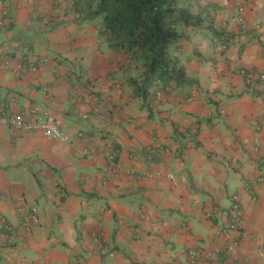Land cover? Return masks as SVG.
I'll list each match as a JSON object with an SVG mask.
<instances>
[{"label": "crops", "instance_id": "crops-1", "mask_svg": "<svg viewBox=\"0 0 264 264\" xmlns=\"http://www.w3.org/2000/svg\"><path fill=\"white\" fill-rule=\"evenodd\" d=\"M80 1L0 0V234L23 236L0 264H205L183 250L231 240L264 264V83L242 72L264 73V0H186L205 17L170 49L189 81L146 98ZM35 109L68 139L3 120Z\"/></svg>", "mask_w": 264, "mask_h": 264}, {"label": "trees", "instance_id": "trees-1", "mask_svg": "<svg viewBox=\"0 0 264 264\" xmlns=\"http://www.w3.org/2000/svg\"><path fill=\"white\" fill-rule=\"evenodd\" d=\"M178 1L79 2L86 17L100 18L99 35L108 46L126 55L135 71L129 82L140 97L146 98L155 85L166 88L189 81L185 65L171 55L170 49L184 36L185 28L203 26L205 17L185 4L179 6Z\"/></svg>", "mask_w": 264, "mask_h": 264}, {"label": "built area", "instance_id": "built-area-1", "mask_svg": "<svg viewBox=\"0 0 264 264\" xmlns=\"http://www.w3.org/2000/svg\"><path fill=\"white\" fill-rule=\"evenodd\" d=\"M239 9L242 10L243 6L239 1ZM2 14H7V9H3ZM226 45H219L220 49H225ZM243 73L247 75L250 80L261 79L264 83V73L259 75L254 72H246L242 70ZM160 94V93H159ZM0 106L6 107V102L0 100ZM34 117L31 120H27V117L24 112H16L14 114H4L3 120L7 122L11 127L20 131H41L45 134V136L49 138H58L63 141L68 139V135H66L63 131V127L65 125L62 118L54 115L51 112H41L39 109H35ZM5 113V112H4ZM111 158H114V155H110ZM131 176L135 175V172L132 170L127 171ZM161 174L160 171H155L149 174L151 177H156ZM21 210V209H20ZM27 219L33 220L37 222L39 220L38 208L36 206H31L28 208V211L24 213V211H20ZM231 213L233 214L234 220L229 225V230H238L242 223L238 219L241 216V210L238 202V196H233V205L231 208ZM28 219V220H29ZM6 234L11 241L16 239L23 240V236L16 235L12 230L10 225H6V233L0 234V236ZM183 252L187 253L193 260L196 262L197 259H204L205 264H245L238 258V242L237 240H231L227 243L225 247H215L211 250L205 249H185Z\"/></svg>", "mask_w": 264, "mask_h": 264}, {"label": "rangeland", "instance_id": "rangeland-1", "mask_svg": "<svg viewBox=\"0 0 264 264\" xmlns=\"http://www.w3.org/2000/svg\"><path fill=\"white\" fill-rule=\"evenodd\" d=\"M179 2V6H183V4L185 3L183 0H179L178 1ZM8 13V12H7ZM4 15V14H3ZM7 14H5V16H6ZM183 250V249H182Z\"/></svg>", "mask_w": 264, "mask_h": 264}]
</instances>
